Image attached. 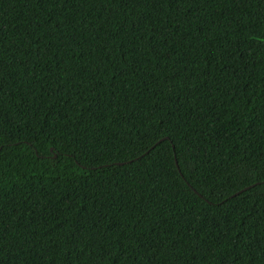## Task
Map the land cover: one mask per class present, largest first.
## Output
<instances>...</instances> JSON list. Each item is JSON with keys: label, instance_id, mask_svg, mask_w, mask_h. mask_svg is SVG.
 <instances>
[{"label": "trees", "instance_id": "trees-1", "mask_svg": "<svg viewBox=\"0 0 264 264\" xmlns=\"http://www.w3.org/2000/svg\"><path fill=\"white\" fill-rule=\"evenodd\" d=\"M0 264H264V0H0Z\"/></svg>", "mask_w": 264, "mask_h": 264}, {"label": "water", "instance_id": "water-1", "mask_svg": "<svg viewBox=\"0 0 264 264\" xmlns=\"http://www.w3.org/2000/svg\"><path fill=\"white\" fill-rule=\"evenodd\" d=\"M55 157H56V156H55ZM119 164L122 165V164H125V163H119ZM244 190H246V189H244ZM244 190H243V191H244ZM241 192H242V191H241ZM241 192H239V193H241ZM239 193H237V194H239Z\"/></svg>", "mask_w": 264, "mask_h": 264}]
</instances>
